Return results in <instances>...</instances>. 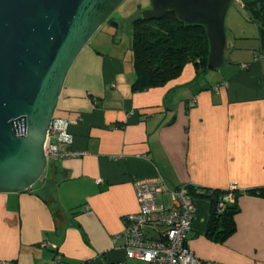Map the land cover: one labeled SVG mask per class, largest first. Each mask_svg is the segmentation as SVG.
I'll list each match as a JSON object with an SVG mask.
<instances>
[{
	"label": "crops",
	"instance_id": "crops-1",
	"mask_svg": "<svg viewBox=\"0 0 264 264\" xmlns=\"http://www.w3.org/2000/svg\"><path fill=\"white\" fill-rule=\"evenodd\" d=\"M235 4L225 64H189L161 88L133 91L132 39L106 33L85 47L56 111L85 155L49 162L32 190L0 194V262L145 264L126 259L124 219L139 210L135 184L161 177L171 190L235 187V233L209 239L212 202L197 197L188 247L203 264H264V196L247 194L264 189V43Z\"/></svg>",
	"mask_w": 264,
	"mask_h": 264
},
{
	"label": "water",
	"instance_id": "water-1",
	"mask_svg": "<svg viewBox=\"0 0 264 264\" xmlns=\"http://www.w3.org/2000/svg\"><path fill=\"white\" fill-rule=\"evenodd\" d=\"M125 1L0 0V194L23 193L42 180L49 165L44 145L67 76ZM233 3L150 0L142 17L159 21L170 12L187 25L204 27L208 70H216L225 64Z\"/></svg>",
	"mask_w": 264,
	"mask_h": 264
},
{
	"label": "built area",
	"instance_id": "built-area-1",
	"mask_svg": "<svg viewBox=\"0 0 264 264\" xmlns=\"http://www.w3.org/2000/svg\"><path fill=\"white\" fill-rule=\"evenodd\" d=\"M243 8L241 0H234ZM246 68V66H243ZM195 101L191 103V107ZM70 121L56 118L50 127L44 145L48 162L79 158L85 154L74 151V138L69 132ZM102 180H97L101 183ZM139 210L124 219L122 237L125 239L126 259L145 264H203L188 247V235L197 213L195 199L204 190L188 186L169 189L161 177L137 182L134 186ZM237 190L235 187L230 192ZM168 195L170 205L160 202L159 196ZM234 201L232 193L219 202L217 210L222 212L227 203ZM151 230V232H150ZM43 245V247H45ZM61 257H57V262ZM0 264H10L0 262ZM123 264V263H121Z\"/></svg>",
	"mask_w": 264,
	"mask_h": 264
},
{
	"label": "trees",
	"instance_id": "trees-1",
	"mask_svg": "<svg viewBox=\"0 0 264 264\" xmlns=\"http://www.w3.org/2000/svg\"><path fill=\"white\" fill-rule=\"evenodd\" d=\"M243 8L251 22L260 30V39L264 43V0H241ZM132 54L136 79L133 91L144 92L166 86L178 79L185 67L193 64L198 72L208 70L210 53L206 30L202 26L187 25L173 13H167L159 21H147L138 16L132 21ZM32 190V189H31ZM194 188L191 192L194 193ZM232 193L234 201L227 203L222 212L217 210L219 202ZM264 196V189L247 194ZM241 195V194H240ZM237 190L207 191L201 197L211 200L212 217L207 237L216 243H224L235 231V216L239 212Z\"/></svg>",
	"mask_w": 264,
	"mask_h": 264
},
{
	"label": "rangeland",
	"instance_id": "rangeland-1",
	"mask_svg": "<svg viewBox=\"0 0 264 264\" xmlns=\"http://www.w3.org/2000/svg\"><path fill=\"white\" fill-rule=\"evenodd\" d=\"M148 4V5H147ZM150 0H126L111 16L109 22L98 31V33L91 40V44L95 45L100 38H107L106 33L110 34L118 41H123V44L127 45V42L132 39V21L138 16L142 17L145 10L149 9ZM234 11H238L235 3L229 10L228 19L226 25L230 24L232 14ZM239 12V11H238ZM111 22L118 25V28L111 26ZM251 22V21H250Z\"/></svg>",
	"mask_w": 264,
	"mask_h": 264
}]
</instances>
